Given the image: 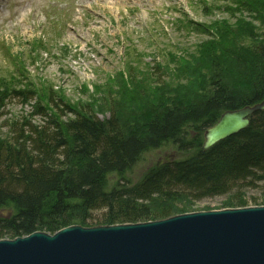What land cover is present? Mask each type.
<instances>
[{
  "label": "rangeland",
  "instance_id": "1",
  "mask_svg": "<svg viewBox=\"0 0 264 264\" xmlns=\"http://www.w3.org/2000/svg\"><path fill=\"white\" fill-rule=\"evenodd\" d=\"M263 44L264 0L20 1L13 19L0 13V80L31 88L33 100L4 101L0 141L26 137L23 125L43 124L35 103L45 106L47 89L64 119L72 110L105 121L114 110L124 135L142 138L166 109L209 98L217 77L236 98L249 96L264 69L254 52ZM204 131L186 128L184 137L200 135L203 142ZM194 151H179L172 142L146 150L125 175H108L107 190L118 182L137 184L165 155L182 160ZM241 193L244 208L262 207L252 203L262 199L264 184ZM226 202L181 198L153 207L168 208L171 218L230 210Z\"/></svg>",
  "mask_w": 264,
  "mask_h": 264
},
{
  "label": "trees",
  "instance_id": "2",
  "mask_svg": "<svg viewBox=\"0 0 264 264\" xmlns=\"http://www.w3.org/2000/svg\"><path fill=\"white\" fill-rule=\"evenodd\" d=\"M254 52L264 60V44ZM211 88L212 94L204 101L166 109L148 123L142 138L125 136L114 110L105 121L89 111L81 114L72 110L69 112L74 116L64 119L57 112L58 106L52 105L53 92L47 89L45 106L35 103L43 124L23 125L26 137L16 133L0 141V240L36 231L53 235L70 226L166 219L172 215L170 210L154 209L153 205L173 204L181 198L220 196L229 200L227 208L246 207L248 202L241 192L264 184V112L254 113L246 129L205 151L200 135L186 141L184 130L201 134L224 112L262 102L264 69L255 89L242 99L231 94L219 77ZM12 98L27 102L33 100V91L16 89L0 80V106ZM167 142L179 151H195L182 160L153 167L131 187L118 182L107 190L108 175H125L142 152ZM252 204L264 206V193L259 203ZM95 212L102 214L88 215Z\"/></svg>",
  "mask_w": 264,
  "mask_h": 264
},
{
  "label": "water",
  "instance_id": "3",
  "mask_svg": "<svg viewBox=\"0 0 264 264\" xmlns=\"http://www.w3.org/2000/svg\"><path fill=\"white\" fill-rule=\"evenodd\" d=\"M256 112H264V100L224 112L205 131L202 149L246 129ZM172 159L165 155L157 166ZM0 264H264V206L1 240Z\"/></svg>",
  "mask_w": 264,
  "mask_h": 264
},
{
  "label": "bare ground",
  "instance_id": "4",
  "mask_svg": "<svg viewBox=\"0 0 264 264\" xmlns=\"http://www.w3.org/2000/svg\"><path fill=\"white\" fill-rule=\"evenodd\" d=\"M114 1H117V0H114ZM187 106V105H186ZM222 115V114H221ZM251 118V117H250ZM250 118H249V124H250ZM249 126V125H248ZM207 130V129H206ZM205 130V131H206ZM205 131H204V133H205ZM203 143H204V135H203V142H202V145H203ZM219 143V142H218ZM213 147V146H212ZM202 148V147H201ZM211 148V147H210ZM209 148V149H210ZM203 150V149H202ZM208 150V149H207ZM203 151H205V150H203ZM173 161H175L174 159H172L169 163H171V162H173ZM97 226H94V227H88V228H96ZM35 233H41L40 231H36V232H33V233H31V234H29V235H32V234H35ZM29 235H27V236H29ZM54 235V234H53ZM27 236H25V237H27ZM21 238H24V237H21ZM17 239V238H16Z\"/></svg>",
  "mask_w": 264,
  "mask_h": 264
}]
</instances>
